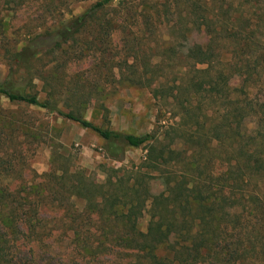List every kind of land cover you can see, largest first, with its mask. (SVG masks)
Listing matches in <instances>:
<instances>
[{"label": "rangeland", "instance_id": "1", "mask_svg": "<svg viewBox=\"0 0 264 264\" xmlns=\"http://www.w3.org/2000/svg\"><path fill=\"white\" fill-rule=\"evenodd\" d=\"M94 1L0 0V82L28 77L31 81L27 80L26 92L41 100H52L63 111L80 113L96 124L119 131L157 132L162 137L164 130L174 126L181 116V128L188 130L194 123L184 115V106L199 122H204V131L227 118L226 128L240 126L247 134H253L250 144L264 141V131H257L253 115L255 103L264 102V71L247 73L238 61L253 66L258 56L241 55L235 59L242 68L233 72L231 68L232 75L223 83L214 76L217 67L208 74L200 73L196 68L206 65H196L193 70L184 58L190 45L206 40L201 16L213 6L214 13L219 12L221 5L225 9V0H115L104 16L115 18L117 25L99 33L101 45L94 39L95 23L90 22L62 50L42 49L24 68L14 63V54L30 45L33 38L53 32ZM236 6L234 2L231 9ZM256 8L259 30L263 32L260 40L264 43V0H258ZM97 18L105 21L102 13ZM148 60L151 64L160 63V69L144 67L143 61ZM227 60L230 58L220 59ZM154 76H159L169 88L174 83L180 84L182 90L177 92L172 87L163 94L166 99L152 97L146 80ZM191 78L198 85L191 86ZM154 85L155 82L151 86ZM172 94L177 96L173 98ZM244 97L251 100L253 108L248 110L251 115L239 122L233 110L237 100L244 103ZM186 100L191 103L187 105ZM208 134L211 143L208 139L205 146L209 149L205 148L203 154L209 157V164L203 170L216 177L226 166V162L219 160V156L226 155L219 145L224 140L229 142V138L216 141L211 137L213 132ZM170 138L163 139V143ZM181 142L177 146L187 147ZM103 143L94 132L56 113L23 102H10L0 95V188L13 190L27 185L41 190L50 184L60 185L75 171L79 175L71 181L76 183L80 179L90 192L100 188L107 191L109 175L111 179L119 176L124 182L132 181L135 175L125 170L144 159L145 147L129 149L123 162H114L104 157ZM119 167L122 170L114 172ZM162 168L168 170L170 165ZM143 178L141 197H145L146 190L151 198L166 194L162 176ZM260 178L252 174L253 185L245 190L246 193L251 190L248 193L251 198L244 205L237 203L231 207L235 217L221 218L220 234L226 235L220 239L216 254H205L207 257L199 264H264V190L254 185ZM148 203L145 210L150 208ZM63 204L68 206L70 202ZM84 204L81 199L75 200L72 206L76 211L70 215L64 209L52 207L55 203L47 200L39 220L18 222L17 228L11 221L0 223V264H137L135 252L123 249L108 253L105 245L95 247L96 239L125 234L127 229L121 227L120 220L109 222L105 214L88 217ZM148 219L149 212L144 211L138 218L140 230L146 231ZM85 241L94 245L90 248L89 244H83ZM157 252L160 254V249ZM188 255L189 261L199 257L193 252Z\"/></svg>", "mask_w": 264, "mask_h": 264}, {"label": "trees", "instance_id": "2", "mask_svg": "<svg viewBox=\"0 0 264 264\" xmlns=\"http://www.w3.org/2000/svg\"><path fill=\"white\" fill-rule=\"evenodd\" d=\"M114 1L95 0L83 12L72 16L53 32L33 38L30 45H25L14 54V63L24 68L28 65V61L42 49L49 52L62 50L64 44L74 39L75 35L90 22L95 23L97 34L94 39L97 40L98 45H101L103 41L98 40L99 33L110 31L115 24L117 25L115 18L104 16L105 10ZM225 1V9L221 5L219 12L214 13L213 6L209 9L210 12L201 16L200 24L205 25L202 31L206 40L203 43L190 45L184 56L185 60L192 64L193 70L196 65H206L205 68H196L200 73L208 74L212 68L217 67L214 70V76L221 83L232 75L231 68L232 72L240 71L242 67L247 73L249 70L259 71V73L264 71V43L260 40L263 32L259 30L260 19L256 8L258 0ZM234 2H237V6L233 10L231 7L234 6ZM101 13L105 21L97 18ZM209 13H211L210 16ZM241 55L258 56V61L252 66L238 60L242 63L240 67L241 65L238 66L239 62L235 59ZM225 57L230 60L221 62L220 59ZM143 66L146 68L152 66L155 71L160 69V63L151 64L150 60L143 61ZM225 68L228 69L226 72H224ZM258 78L260 81L261 78ZM27 80L30 78H23V82L12 79L1 81L0 95L10 102H23L46 109L77 123L81 128L94 132L103 140L104 157L110 161L123 162L127 150L132 148L144 146L146 153L139 164H132L125 170L126 173L132 172L135 175L132 181L124 182L119 176L111 179L109 175L106 180L109 185H107V191L100 188L90 192L85 184H81L80 179L76 183L71 181L72 178L77 177L76 171L69 174L68 180L60 185L50 184L41 190L27 185L13 190L0 188V223L11 221L13 227L17 228L18 222L24 224L29 219L39 220L38 216L42 214L41 211H44L47 200L55 203L52 207L64 209V213L73 215L76 209H73L72 205L75 200L81 199L85 202L83 208L88 217L91 214H105V219L109 222L120 220L121 227L127 229L125 234H117L102 240L96 239V248L105 245L104 248L108 253L123 249L135 252L136 256L131 255L137 257V264H199L205 260L206 255L216 254L220 239L226 235L220 234L223 233V230L219 228L221 218L231 215L235 217L236 212H231V207L237 203L244 205L248 202V197L251 198V195L248 196L251 190L247 193L246 191L252 184L253 173L261 177L258 179L259 182L254 183L255 187L264 190V181H261L264 177V141L260 139L259 142L253 141L250 144L253 134H247L240 126L226 128L224 121L227 118H223L222 123H216L204 131V122H199L197 116L190 113L188 107L183 106L184 115L194 123V127L188 130L181 128V116L174 126L169 125L164 130L162 137L158 136L157 132L135 134L119 131L96 124L80 113L71 110L63 111L52 100L48 98L41 100L35 94L26 92ZM189 81L191 86L198 85L197 80L193 78ZM154 82L155 85L151 86ZM146 87H151L150 93L155 98H165L163 94L172 87L177 92L182 90L180 84L174 83L170 88L164 85V82L162 84L159 76L147 79ZM176 96L172 94L173 98ZM244 98L243 104L237 100L238 104L233 110L234 114L238 115L239 122L247 115H251L248 110L253 108L251 100L247 101L248 97ZM186 103L189 105L191 102L186 100ZM255 104L257 109L253 115L257 119V131H264V102ZM103 118L107 121L106 114ZM209 132L214 133L211 137L216 141L229 138V142L224 140L225 143L219 145L224 147V153L227 156H219V160L226 162V166L216 177L211 176L210 171L203 170V167L209 164V157L203 154L205 148L209 149L205 146L209 139ZM166 136L171 138L168 143H163ZM179 142L187 147L177 146ZM209 142L211 143V139L208 140ZM167 165H170V168L164 170L162 167ZM121 170L122 168L119 167L114 172ZM152 172L155 173L152 174ZM144 176L150 179L162 176L166 194L160 198H151V193L146 190L145 197H141L140 194L144 191L141 187ZM112 189H114L113 192H111ZM65 201H69L70 204L63 206ZM147 202L150 208L145 210ZM144 211L149 212L146 231L140 230L138 226V218ZM83 244H89L90 248L94 245L89 241ZM159 249L160 254L157 252ZM190 252L196 253L199 257L189 261L188 253Z\"/></svg>", "mask_w": 264, "mask_h": 264}]
</instances>
